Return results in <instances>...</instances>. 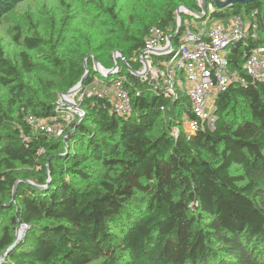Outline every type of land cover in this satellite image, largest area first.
Masks as SVG:
<instances>
[{
  "label": "trees",
  "instance_id": "trees-1",
  "mask_svg": "<svg viewBox=\"0 0 264 264\" xmlns=\"http://www.w3.org/2000/svg\"><path fill=\"white\" fill-rule=\"evenodd\" d=\"M26 1L36 0H0V21ZM178 1L200 11L195 0ZM113 5L105 8L110 35L92 36L91 25L66 42L61 31L16 29L22 50L13 59L0 52V220L10 213L0 227V264H264V82L231 84L214 102L212 126L186 134V97L154 94L135 75L149 31L176 33L178 4L136 31L119 26ZM253 12L259 41L229 54V67L242 76L245 56L264 45V0L208 12L210 20H248ZM205 19L183 13L171 46L187 22ZM40 50L43 68L32 61ZM114 52L122 53L118 68ZM91 57L111 73H95ZM85 71L82 87L125 77L131 113L84 100L82 117L63 137L33 132L26 118L55 116ZM19 226L23 235L7 251Z\"/></svg>",
  "mask_w": 264,
  "mask_h": 264
},
{
  "label": "built area",
  "instance_id": "built-area-1",
  "mask_svg": "<svg viewBox=\"0 0 264 264\" xmlns=\"http://www.w3.org/2000/svg\"><path fill=\"white\" fill-rule=\"evenodd\" d=\"M214 8L210 2L203 22L198 24L194 20L190 21L195 25L194 29H189L190 24L187 26L176 48L169 46V36L166 32L152 28L138 55L140 69L135 75L141 82H147L154 94L164 93L172 100L180 96L186 97V112L181 116V126L186 134L212 126L214 102L231 84L246 85L248 79L264 82V45L254 47L245 56L242 65L243 76L229 67V54L233 46L259 41L257 12L251 13L248 20L239 16L210 20L208 12ZM183 13L191 16L187 10ZM223 50L226 52L221 57L219 52ZM130 87L132 85L125 77L109 84L103 83L97 77L89 85L73 93V100L64 102L62 95L55 109V116L37 118L30 115L26 122L35 133L52 139L61 138L72 122L82 117V102L93 99L105 100L115 113L128 116L132 105ZM60 106L65 108L61 109ZM172 135L176 137L178 129H175ZM39 153H43V150ZM20 230L23 231L24 228Z\"/></svg>",
  "mask_w": 264,
  "mask_h": 264
},
{
  "label": "rangeland",
  "instance_id": "rangeland-1",
  "mask_svg": "<svg viewBox=\"0 0 264 264\" xmlns=\"http://www.w3.org/2000/svg\"><path fill=\"white\" fill-rule=\"evenodd\" d=\"M211 0H206V7ZM113 5V12L117 15L119 26L126 27L131 31L140 29L143 25L154 21V17L165 7H171L178 4L176 8V17L178 10H184L182 4L177 0H36L22 2L12 9L0 21V52L13 59L22 50L14 41L16 29H20L25 35L32 30L41 33H52L55 35L59 31L64 34L66 42L71 37H77L90 30L94 26L95 33L90 32L93 36L100 39L102 35H110L113 29L112 18L105 8ZM167 4V5H166ZM194 4L200 6V0H195ZM183 13H180L182 15ZM235 17L231 15L229 18ZM177 19V18H176ZM177 21V20H176ZM190 24V25H189ZM189 29L193 30L195 25L187 22ZM181 26V25H180ZM88 35V34H87ZM225 50L219 52V56L225 54ZM112 54L114 65H118L120 56ZM32 61L38 68L45 66L42 57L43 52H33ZM119 67V65H118ZM117 67V68H118ZM39 73H43L40 71ZM64 102L73 100V96L62 97ZM186 107L183 108V113ZM6 213L0 220V227L8 223ZM19 229L22 227L19 226ZM23 235V233H22ZM22 237V236H21ZM21 239V238H20ZM2 261L4 260L1 259Z\"/></svg>",
  "mask_w": 264,
  "mask_h": 264
},
{
  "label": "water",
  "instance_id": "water-1",
  "mask_svg": "<svg viewBox=\"0 0 264 264\" xmlns=\"http://www.w3.org/2000/svg\"><path fill=\"white\" fill-rule=\"evenodd\" d=\"M214 7L217 8V9H223V8H226V9H229V8H232L233 5L237 4L238 6H242V5H246L250 2H253L254 0H224V1H221V0H211ZM200 10L201 12H196V11H192V10H189L187 9L185 6L182 5V7L184 8V10H187L191 13V16L194 17V18H197V19H200V18H205L206 17V13H207V7L205 5L206 3V0H200ZM184 10H178L177 12V31L176 33L169 37V46L171 47V39L172 38H176V37H179V33H180V30H181V15L180 13H183ZM117 55L115 56H120V59L123 60V57H122V53L121 52H116ZM92 58V62H93V67H94V72L99 74V73H102V72H106L103 68H101V66L99 65V63L96 61V59L94 57H91ZM115 67L117 68L118 65L116 64ZM128 68V71H132L131 68L127 67ZM85 70H86V67H85ZM107 74H110L111 72H106ZM87 77V71H85L84 73V76L81 78L80 82L75 86L73 87L71 90H69L67 93H65L63 96H69V95H72L73 93L81 90L82 86H83V82L84 80L86 79ZM22 232L19 228L16 230V240L15 242L12 244V246L7 250L9 251L10 249H12L13 247H15V245L18 243V241L20 240L21 236H22ZM7 253V252H6ZM6 253L3 254L2 256V259L5 258L6 256Z\"/></svg>",
  "mask_w": 264,
  "mask_h": 264
}]
</instances>
